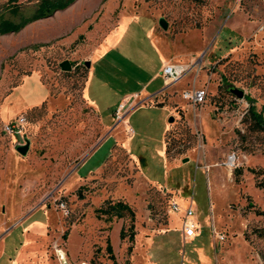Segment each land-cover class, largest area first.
I'll return each mask as SVG.
<instances>
[{"label":"rangeland","instance_id":"obj_1","mask_svg":"<svg viewBox=\"0 0 264 264\" xmlns=\"http://www.w3.org/2000/svg\"><path fill=\"white\" fill-rule=\"evenodd\" d=\"M36 1L16 2L28 11ZM9 5L0 0V13L16 18ZM156 33L171 42L170 50L186 55L171 61L187 67L169 92L172 113L148 104L156 99L137 105L129 119L136 133L128 149L117 137L104 164L72 183L78 162L106 129L84 97L83 61L93 69L90 95L101 105V115L112 121L123 96L139 90L157 68ZM114 36L118 39L112 44ZM64 59L71 63L68 70L60 67ZM33 71L48 95L42 104L17 113L25 115L26 123L14 140L29 139L25 154L14 148L0 120V237L13 220L39 205L59 214L65 232L69 222L86 218L87 204L97 207L106 198H119L134 209L133 219L128 213L106 219L90 211L95 224L89 232L91 250L83 258L89 264H114L105 248L107 238L116 264L133 256V264H145L147 236L155 241L156 264L198 263L197 247L215 264L212 216L216 229L226 234L222 244L231 247L232 257H239L240 264H264V236L253 231L264 226V213L254 211L264 212V191L257 185L264 172L251 170L264 169V129H254L245 118L247 95L264 118V0H76L0 35V89L8 91ZM228 86L242 88L243 96ZM191 87L205 88L203 102L193 104L182 95ZM120 116L115 128H120ZM168 122L172 127L163 137ZM112 143L108 137L79 172L103 158ZM235 168H240L236 178ZM166 183L172 190L164 189ZM174 188L193 199L202 232L190 241L177 235L176 216L168 224ZM11 209L19 212L12 218ZM114 219L123 220L125 235L119 243L111 227ZM165 228L171 230L164 234ZM19 241L14 233L13 242Z\"/></svg>","mask_w":264,"mask_h":264},{"label":"crops","instance_id":"obj_2","mask_svg":"<svg viewBox=\"0 0 264 264\" xmlns=\"http://www.w3.org/2000/svg\"><path fill=\"white\" fill-rule=\"evenodd\" d=\"M110 32H113V30L106 32L105 36ZM117 39L118 36H114L112 38V44ZM153 44L159 55V64L157 68L152 73V75L142 84L139 90L126 93L123 96L117 107L112 111L114 116L116 117L112 121H109L108 119L106 120L107 117L105 115H101V105L99 104L95 95H90L89 87L91 84L93 69H90L89 66H86L84 97L88 104L95 109L101 124L106 129L103 138L83 157V159L78 162L75 168V175L72 178V183L77 182L79 178L86 176L92 171L99 169L104 164L106 158L112 150L113 144L117 137L122 138V145L128 149L129 140L136 133L134 128H132V126L130 125L129 119L132 110L137 105L147 104L148 100L152 101L153 99H156L155 102H149L148 104L160 106L162 108L168 107L169 111L172 113V95L169 94L172 85H167L160 70L164 64L171 62L172 59L178 58L179 55H186L170 50L169 47L171 42L159 33H156L153 37ZM31 80L33 81L32 83L30 82ZM151 85H153V88L148 91L147 89ZM4 90L5 88L4 86H2L0 89V120L4 122L18 115L17 113L21 110H28L33 106L42 104V102L48 95V87L41 81L40 76L36 71L24 74L22 79L18 83L14 84L11 89H9L8 91ZM139 100H146V102L136 104V102H138ZM121 104L123 105V107L119 110V112L121 113L120 117L122 118V122L120 128H115L114 126L118 118L115 112ZM103 110H106L105 107ZM171 127V122H168L166 124L163 137L166 130ZM208 129V126H205V130L207 131ZM15 133L17 132H14L10 135L12 140H14L15 138ZM108 137H113V143L109 147L107 151L108 153L105 154L104 157L101 158L97 163L88 166L85 172L81 174L79 172V169L83 167L87 163V161L98 151L100 146L106 141ZM148 179L153 183H157L155 179ZM163 187L166 190H172L173 186L166 183ZM174 189V201L179 204L180 209L173 210L170 206L169 210L172 215L169 219L168 224H173L175 221H172V216H176L179 222V225L176 228L177 235L184 241H190L196 236L200 235L202 232L198 217L196 216L194 211V217L199 224V231H197L191 237H184L182 233L181 218L183 215V209L191 205L193 210H195L193 199L192 197L188 198L179 195L178 189ZM95 207V205L91 206L90 203L87 204L86 218H84L83 220L69 222L66 227L65 233L62 230L64 227V223L60 219L59 214L53 212L45 205H39L34 209L26 210L11 222V224L3 231L0 237V264H89V262H86L83 258L91 250V240L89 232H91L92 225H94L95 222L94 218L90 216V211L93 212ZM10 211V218L16 216L19 213L16 212L18 211L16 209H11ZM210 224L212 232L210 245L214 252L215 264H240L239 257H232L231 247L223 245V240L218 239L214 235L213 231L220 230L216 229L213 222V216L211 218ZM113 225L115 228L117 241L119 243V230L123 226V220L114 219L111 223V227ZM168 230H171V228H165V230H163V233L165 234ZM14 233L15 235L18 234L20 236V241L17 245L13 242ZM61 235L65 236V240L62 239ZM142 237L143 236H140L139 239L141 240ZM59 239L60 241H58ZM145 243L147 244V249L149 251V253L147 251L145 252V264H156V256H159V254L158 252H156L157 254H154V252L151 251L153 250V245L155 243L153 237L147 236ZM56 245H60L61 249H63L64 254L62 257L56 256ZM196 249L198 251L199 262H190V264H213L211 255L208 254V252H206L203 247H197ZM132 260L134 261V256L132 257L131 261Z\"/></svg>","mask_w":264,"mask_h":264},{"label":"trees","instance_id":"obj_3","mask_svg":"<svg viewBox=\"0 0 264 264\" xmlns=\"http://www.w3.org/2000/svg\"><path fill=\"white\" fill-rule=\"evenodd\" d=\"M16 1L17 0H8V3H10L11 5L7 7L9 11H11L16 16V18H10L0 13V35L7 32L18 31L27 23L42 17L49 16L53 14L56 10L64 9L69 5H71L73 2H75L76 0H37L34 6L31 7L28 11H26V9H22L19 6V4H17ZM221 80L226 81V78L221 76ZM246 97L247 100L249 101V104L245 111L246 120L254 129H264V118L262 115V110L256 109L252 97L248 95ZM170 129L171 128L166 130L165 135L170 131ZM251 170L256 173L264 172V169L251 168ZM239 172H240V168L234 169L235 178L237 177ZM257 185L259 187H262L264 191V181H258ZM248 204L253 205L251 200L248 201ZM94 210L98 215H104L106 219H110L112 216L120 217L125 213L130 214L131 219H133L134 216V209L132 208V206L128 202L119 198L114 200L110 198H106L99 206L95 207ZM254 211L256 213H261V214L264 213L263 210L259 209L258 207H255ZM131 225L132 224H130V226ZM253 231L259 236H264V226L255 227L253 228ZM124 235H125V231L122 226L119 230V236L120 238H122L124 237ZM129 236H131V233L129 234ZM247 237L248 235L245 232V238ZM105 248L109 253V257L113 259L114 264H116L115 255L113 253L112 244L109 238L106 239ZM122 264H133V263L131 262V260L126 258L122 262Z\"/></svg>","mask_w":264,"mask_h":264},{"label":"built area","instance_id":"obj_4","mask_svg":"<svg viewBox=\"0 0 264 264\" xmlns=\"http://www.w3.org/2000/svg\"><path fill=\"white\" fill-rule=\"evenodd\" d=\"M186 68L187 67L185 64L169 62L164 64L160 71L167 85H172L182 76ZM182 95L188 100H190L193 104H196L204 101L206 90L203 87H191V88L183 89ZM122 107L123 105L121 104L120 107L116 110L115 114L117 117L120 116L119 110ZM25 123H26L25 115L18 114L13 118L5 122H2L1 130L9 135L13 134L14 132L23 134L22 128ZM15 142L17 141L14 140V143ZM170 206L173 210L180 209L179 204L176 201H172L170 203ZM60 207L62 208L65 214L68 213V209L64 202H60ZM181 229L184 237H191L197 231H199V224L196 218L194 217V210L191 205L183 209V215L181 218ZM213 233L220 240L226 237V234L223 231H213ZM55 249L59 257L60 256L62 257L64 254L63 249H61L59 245H56Z\"/></svg>","mask_w":264,"mask_h":264},{"label":"water","instance_id":"obj_5","mask_svg":"<svg viewBox=\"0 0 264 264\" xmlns=\"http://www.w3.org/2000/svg\"><path fill=\"white\" fill-rule=\"evenodd\" d=\"M159 24L162 27H166L167 23L165 21V19L163 17H159L158 20ZM83 63L86 66H89V61L88 60H84ZM60 67L63 70H68L71 68V63L68 59H64L60 62ZM228 90L231 91L232 93H234L236 96L241 97L243 96V89L237 86H229ZM173 119V116L169 117V120L171 121ZM14 148L21 154H25L29 148V139L27 137L23 136V141H17L14 143ZM183 160H187V157H184Z\"/></svg>","mask_w":264,"mask_h":264},{"label":"bare ground","instance_id":"obj_6","mask_svg":"<svg viewBox=\"0 0 264 264\" xmlns=\"http://www.w3.org/2000/svg\"><path fill=\"white\" fill-rule=\"evenodd\" d=\"M231 159H232V158H231ZM231 159H230V160H231ZM233 160H234V158H233Z\"/></svg>","mask_w":264,"mask_h":264}]
</instances>
